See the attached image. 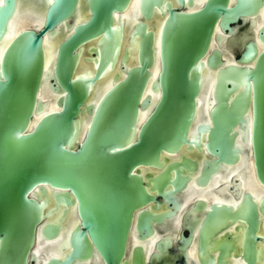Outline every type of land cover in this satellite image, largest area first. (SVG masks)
Segmentation results:
<instances>
[{
    "label": "water",
    "instance_id": "obj_1",
    "mask_svg": "<svg viewBox=\"0 0 264 264\" xmlns=\"http://www.w3.org/2000/svg\"><path fill=\"white\" fill-rule=\"evenodd\" d=\"M3 1L0 41L15 9L14 0ZM158 1L141 0L143 14L147 15L148 4ZM84 2L88 12L80 21L78 0H48L40 32L26 30L0 52V264H32L31 248L41 239H58L71 248L62 261L47 264H71L88 257L93 248L105 264H128L124 255L132 210L147 196L132 169L156 161L160 148L174 152L191 142L187 133L200 88L194 67L206 52L216 18L223 15L229 17L227 23L233 22L239 14L253 15L264 5V0H237L227 9V0H208L199 12L185 13L167 2L159 43L161 66L150 89L145 86L146 69L153 62V35L138 23L137 33L122 47L120 72L101 92L100 81L122 45L123 24L114 25L115 14L126 9L128 0ZM63 24L69 35L59 37ZM46 32L56 39L53 62L44 66ZM258 38L264 44V26ZM83 50L93 67L80 70L77 62ZM133 50L137 65L129 68ZM241 58L252 63L242 71V79L247 81L246 93H252L253 155L264 181V48L258 51L254 42H248ZM123 77L126 81L119 84ZM113 86L112 93H105ZM47 87L51 103L43 95ZM139 111L146 118L137 126ZM136 127V141L121 148ZM80 128H87L82 136ZM228 144V135L220 131L207 136L218 159L226 158ZM114 161L117 181L110 175ZM52 189L61 193L49 196ZM74 201L80 223L67 233L60 208L74 206ZM132 264H143L140 252L135 251Z\"/></svg>",
    "mask_w": 264,
    "mask_h": 264
},
{
    "label": "flooded vegetation",
    "instance_id": "obj_2",
    "mask_svg": "<svg viewBox=\"0 0 264 264\" xmlns=\"http://www.w3.org/2000/svg\"><path fill=\"white\" fill-rule=\"evenodd\" d=\"M14 2L8 31L0 41V52L8 40L24 31L39 33L42 29L48 0ZM140 2L128 0L126 9L115 14L114 25L123 24L122 45L115 64L100 81L101 92L113 84V74L120 72L122 47L137 33L134 31L138 23L145 26L146 34L153 35V62L146 69L145 86L146 91L150 89L161 66L160 33L168 17L165 4L168 2L176 11L197 13L208 0H159L148 4L147 15L141 11ZM236 2L227 0V9ZM3 3L0 0V5ZM77 6L76 18L81 21L88 10L84 0H78ZM227 18L223 15L216 18L206 52L194 67L200 77V88L194 97V117L187 133L191 142L181 144L174 152L160 148L156 161L138 164L131 171L138 175L147 196L132 210L124 255L128 264H132L135 251L140 252L143 264H264V181L253 155L252 136L256 128L252 93L251 90L246 93L247 81L242 79V71L252 63L241 60L248 42H254L258 51L264 48L258 38L264 26V5L253 15L239 14L229 23ZM13 20L16 26L14 23L12 27ZM64 27L65 24L57 36L69 35ZM55 39L49 32L42 36L44 66L53 62ZM87 56L83 50L77 62L80 70L90 65ZM136 57L134 50L129 51L126 67L137 65ZM43 95L48 103L52 102L49 87ZM144 114L139 111L137 126L144 123ZM215 120L222 126H214ZM138 130L136 127L132 139L121 148H129L136 141ZM86 131L87 128H80L79 136ZM218 131L229 137L225 159H218L207 145V136ZM117 163L112 162V181L118 179ZM58 193L61 191L52 189L47 194ZM64 194L73 199L71 192ZM60 210L62 228L70 233L79 222L75 201L74 206L63 205ZM70 250V245L63 246L58 239L36 240L31 248L35 255L32 264L57 263L68 257ZM71 264L105 263L93 248L88 257L75 259Z\"/></svg>",
    "mask_w": 264,
    "mask_h": 264
},
{
    "label": "rangeland",
    "instance_id": "obj_3",
    "mask_svg": "<svg viewBox=\"0 0 264 264\" xmlns=\"http://www.w3.org/2000/svg\"><path fill=\"white\" fill-rule=\"evenodd\" d=\"M126 79H127V78H124V77H123L119 84H124V82L126 81ZM113 89H114V86L108 88V89L105 91V93H112Z\"/></svg>",
    "mask_w": 264,
    "mask_h": 264
},
{
    "label": "bare ground",
    "instance_id": "obj_4",
    "mask_svg": "<svg viewBox=\"0 0 264 264\" xmlns=\"http://www.w3.org/2000/svg\"><path fill=\"white\" fill-rule=\"evenodd\" d=\"M131 4H132V3H131ZM131 8H132V7H131ZM36 22H37V21H36ZM37 23H38V22H37ZM37 23H36V24H37ZM19 28H20V26H19ZM16 33H17V32H16Z\"/></svg>",
    "mask_w": 264,
    "mask_h": 264
}]
</instances>
